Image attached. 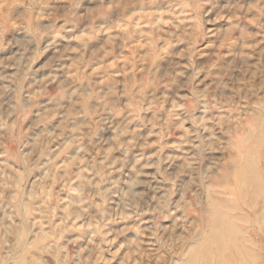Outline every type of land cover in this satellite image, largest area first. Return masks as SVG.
Segmentation results:
<instances>
[{"label":"rangeland","instance_id":"rangeland-1","mask_svg":"<svg viewBox=\"0 0 264 264\" xmlns=\"http://www.w3.org/2000/svg\"><path fill=\"white\" fill-rule=\"evenodd\" d=\"M243 159L264 181V0H0V264L211 256Z\"/></svg>","mask_w":264,"mask_h":264},{"label":"bare ground","instance_id":"bare-ground-1","mask_svg":"<svg viewBox=\"0 0 264 264\" xmlns=\"http://www.w3.org/2000/svg\"><path fill=\"white\" fill-rule=\"evenodd\" d=\"M253 160L257 163L256 158ZM236 167L234 194L239 200L248 198L245 192H251L252 196H249L251 200L248 199L245 208H241L246 212L243 221L247 226L230 221L231 216L226 210L212 213L207 224L208 232L204 237L210 244L211 256L203 255L200 251L202 249L195 248L188 264H264V181L257 177L260 172L249 160H237ZM242 229H246V236L240 234ZM260 239L261 245L256 244ZM221 242L228 247H223Z\"/></svg>","mask_w":264,"mask_h":264}]
</instances>
